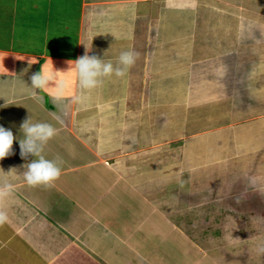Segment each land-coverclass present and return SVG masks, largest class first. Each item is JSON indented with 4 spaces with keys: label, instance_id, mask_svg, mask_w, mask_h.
<instances>
[{
    "label": "crops",
    "instance_id": "1",
    "mask_svg": "<svg viewBox=\"0 0 264 264\" xmlns=\"http://www.w3.org/2000/svg\"><path fill=\"white\" fill-rule=\"evenodd\" d=\"M86 48L140 55L78 102ZM42 65L67 71L63 100L20 93ZM13 90L0 126L51 123L63 164L33 188L18 141L0 160V264H264V0H0Z\"/></svg>",
    "mask_w": 264,
    "mask_h": 264
},
{
    "label": "clouds",
    "instance_id": "2",
    "mask_svg": "<svg viewBox=\"0 0 264 264\" xmlns=\"http://www.w3.org/2000/svg\"><path fill=\"white\" fill-rule=\"evenodd\" d=\"M88 52L89 50L86 48L83 56L67 62L69 66L74 65L73 73L79 92L75 99L78 102L87 100L89 98L88 94L101 88L107 80L113 77L117 79L126 78L140 55L132 49L123 50L113 61L112 59L105 60L96 55H89ZM64 72L67 71L55 70V72H52L46 70L42 65L39 72L31 75V86H28L23 81L25 86L20 89V93L34 100H39L41 99L39 93L46 91L52 83H55L56 90L52 95V99L59 102L69 94L65 91L67 82L58 78ZM14 96L15 90L12 91L11 96L0 93V99L5 100V105L9 104ZM57 134V128L51 123L33 122L30 116L20 126V135L22 137L20 139L14 136L11 130L0 126V160L13 154V143L18 141L21 157L23 159H27L29 156L34 157V159L24 165L26 171L23 172L22 176L27 186L50 188L54 186V183L62 175L63 161L59 158L47 159L43 153L45 145ZM10 192V185L0 188V200L7 197ZM8 221L7 212L0 208V227H3Z\"/></svg>",
    "mask_w": 264,
    "mask_h": 264
}]
</instances>
